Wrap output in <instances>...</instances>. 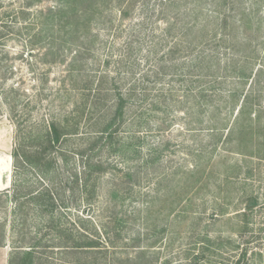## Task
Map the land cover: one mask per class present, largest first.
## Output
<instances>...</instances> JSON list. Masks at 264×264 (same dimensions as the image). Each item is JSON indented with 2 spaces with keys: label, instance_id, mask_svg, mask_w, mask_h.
Instances as JSON below:
<instances>
[{
  "label": "rangeland",
  "instance_id": "1",
  "mask_svg": "<svg viewBox=\"0 0 264 264\" xmlns=\"http://www.w3.org/2000/svg\"><path fill=\"white\" fill-rule=\"evenodd\" d=\"M62 1L0 0L2 260L6 254L8 264L14 250L34 243L36 264H186L201 251L207 264H235L245 247L246 260L264 264L254 255L264 250V208L254 214L255 240L243 244L238 234L246 197H264V162L230 151L224 140L232 125L227 108L212 111L202 96L195 107L188 96L220 95L231 89L230 82L212 86L213 78L195 80L200 70L193 69L191 55L166 53L179 36L165 37L164 30L177 14L191 25V5L161 17L158 0H86L79 3L81 15L64 18L67 30L60 34L50 14ZM220 1L202 0L194 29L206 23V29H216L213 19L227 12L214 10ZM261 32L255 40L263 44L260 57ZM262 80V88L254 80L243 93L254 97L260 91L264 108ZM132 89L137 96L125 110L124 125L111 145L92 156L104 172L93 174L91 188L82 194V182L79 192L74 184L84 162L77 153L107 123L117 93ZM143 94L145 102L137 104ZM65 120L67 131L77 134L55 146V170L48 180L16 165L12 153L21 142H37L27 139ZM215 121L220 128L226 125L222 133L213 132ZM46 188L59 200L53 217L41 213L28 196ZM78 234L97 239V251L54 248ZM221 240L239 249L229 251L226 244L217 254ZM208 242L214 246L207 247Z\"/></svg>",
  "mask_w": 264,
  "mask_h": 264
},
{
  "label": "trees",
  "instance_id": "2",
  "mask_svg": "<svg viewBox=\"0 0 264 264\" xmlns=\"http://www.w3.org/2000/svg\"><path fill=\"white\" fill-rule=\"evenodd\" d=\"M86 0H75L70 3V0H63V6L60 7L55 13L50 14V17L57 25L56 32L61 34L67 29H63L64 18L70 17L71 14L81 15L82 12L78 11L79 3H83ZM161 5L160 12L161 17L167 13H172L180 7H188L191 5L189 17L192 20V24L183 23L181 14H177L176 18L170 21L163 31L166 36H179L177 42L172 43L166 50L167 55L170 57L174 52L182 51L183 56H192L190 59L193 64V69L199 68L198 75L195 76V80L200 78H213V85H221L223 82H230L231 89L223 94L217 93L206 95L207 92L201 91L197 95H188L193 99V106L199 107V98L202 96L205 100L206 106H209L212 111H217L219 106H224L228 109L230 116L232 117V125L228 129L224 138L225 143L229 145L230 151L243 157L244 160L252 161L257 160L264 162V108L260 105V96L252 97V94H244V86L248 82L255 80V83L259 88H262L260 78L264 80V55L261 57L258 52L263 47V44L257 43L255 40L260 38L261 31L264 29V15H261L264 0H252L248 6H244V0H221L215 2L214 10L221 12L226 8V14L221 16V13H217V17L214 20L213 30L206 29L208 23L204 28L194 29L198 14L202 12V6L204 5L202 0H158ZM206 1V0H204ZM211 3L213 0H209ZM230 5V6H229ZM83 11V10H82ZM124 13V11H123ZM79 15V17H81ZM126 15V13H124ZM179 15V16H178ZM182 17H185L183 14ZM229 20H232L229 23ZM80 25L78 20L72 30L74 33L78 31L77 27ZM70 32V29L68 33ZM67 33V34H68ZM173 42V41H172ZM223 45H226L221 47ZM221 50L220 53L219 51ZM170 66H173L172 63ZM199 76V77H198ZM262 80V81H263ZM100 88V86H99ZM217 94V95H216ZM116 103L114 104L111 115L105 125L98 131H96V137L87 145V148L83 151H79L77 156H81L84 159L82 176L78 178L75 176L74 184L76 190L79 192V182L82 189V194L91 188L89 178L95 174L97 177L100 173L104 172L102 165L94 162L92 156L95 150H102L104 146L112 144L114 136H116L118 130L124 125L125 110L130 104H135L133 101L137 95L134 94V89L126 95L117 93ZM138 103L142 105L145 100V94L140 95ZM139 121L141 116H139ZM218 121H215L213 132L222 133L226 129V125L221 128ZM67 121L54 124L51 123L45 130V132L35 139L37 142H28V144L21 142L18 149H15L12 156L16 165H23L25 168L32 170L39 176V178L48 180L50 173L54 172V155L55 146L61 143L67 136L76 135V130L67 131ZM217 124V125H216ZM222 136V135H221ZM220 138V137H219ZM221 139V138H220ZM43 142H39V141ZM124 146V145H123ZM53 152V153H52ZM139 152H134L138 155ZM56 154V153H55ZM247 177L250 173L247 172ZM52 184V183H51ZM29 200L33 203L34 207H37L43 214L49 213L52 217L53 213L57 209L58 198L48 189H44L42 193L28 194ZM264 208V197L260 198L256 193H250L246 199L241 213H238L240 218L241 227L238 231L239 236L242 238L243 244L253 242L256 237H253L252 222L254 221V214ZM42 215V214H41ZM59 232V231H58ZM61 232V231H60ZM249 236V239H248ZM246 237V238H245ZM73 239L66 238L55 244V249L77 252V251H97L98 241L97 239L87 238L85 235L78 234V237L74 236ZM221 240L217 242L218 248L214 249L217 254H221V248H225V245L231 244ZM208 246H214L207 243ZM36 244L26 246V249L14 250L10 255L8 264H36L37 257L35 256ZM229 251L238 250L239 245L236 247H228ZM247 249L240 250L235 264H253L246 260ZM258 259L262 258L264 261V250L258 253H254ZM206 259V255L203 251L193 258L189 259L186 264H202ZM202 262V263H201ZM208 262H205L207 264Z\"/></svg>",
  "mask_w": 264,
  "mask_h": 264
},
{
  "label": "crops",
  "instance_id": "3",
  "mask_svg": "<svg viewBox=\"0 0 264 264\" xmlns=\"http://www.w3.org/2000/svg\"><path fill=\"white\" fill-rule=\"evenodd\" d=\"M3 250V251H2ZM0 252H4V249H1ZM0 253V264H7V259L5 260V257H6V254L5 256L3 257L4 260H2V254ZM4 254V253H3Z\"/></svg>",
  "mask_w": 264,
  "mask_h": 264
}]
</instances>
